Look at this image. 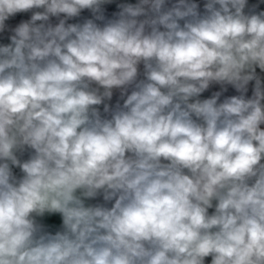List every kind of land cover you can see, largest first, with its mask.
Here are the masks:
<instances>
[{
    "label": "clouds",
    "instance_id": "9594fccd",
    "mask_svg": "<svg viewBox=\"0 0 264 264\" xmlns=\"http://www.w3.org/2000/svg\"><path fill=\"white\" fill-rule=\"evenodd\" d=\"M110 3L0 0V264H264V11Z\"/></svg>",
    "mask_w": 264,
    "mask_h": 264
},
{
    "label": "crops",
    "instance_id": "0c3cea01",
    "mask_svg": "<svg viewBox=\"0 0 264 264\" xmlns=\"http://www.w3.org/2000/svg\"><path fill=\"white\" fill-rule=\"evenodd\" d=\"M136 3L137 0H112V3ZM174 2V0H172ZM196 3L199 4L201 12L203 11V5L205 3V0H195ZM249 7L251 8L253 5H258V8H260V11H264V2L262 0H248ZM31 12H25V13H17L12 17H9L8 20L5 21V28L3 31H0V45H7L11 43L10 37L14 34V29L22 22H26L30 20L31 18ZM106 19H112L115 18L114 14H104ZM92 13L89 10H84L82 11L81 15L79 17L73 18L69 21L68 23H83L84 20L86 19H92ZM39 23V22H38ZM50 23L55 25L58 23V19L55 17H52L50 19ZM97 23H102L101 21H97ZM140 71L141 73L143 72V65L140 66ZM257 75L260 76L262 84H264V72H261L259 69H257ZM140 78H143L142 75ZM255 81L249 82L247 88L248 91L245 93L246 97H249L250 92L254 89ZM226 88V91L222 89V87L218 84H213L209 87L208 90H206L204 93L201 94L200 99H207L210 98L213 93L220 91L221 92V97L220 100L222 101L224 98L233 96V95H240L237 90L231 86V85H226L224 86ZM131 91V88H129V92ZM123 99L121 97V93L119 89H114L113 90V96L111 100H106L105 103H107L110 107V109H115L116 105H123ZM100 112L102 117H110V113H104L103 108L104 105H100ZM31 154V150H26L22 154L17 153L18 157L23 161L27 160ZM13 174L19 178L22 176V173L18 167H13L12 168ZM86 204H105V206L110 207L111 203L108 202L106 203L103 200L102 195L96 197L95 199H90L86 201ZM214 211L213 209H209V213L211 214ZM37 222L43 225L44 230L47 232H50L52 234H55L57 231L62 230V217L59 213H46L43 217H37ZM211 258H206L205 264H210Z\"/></svg>",
    "mask_w": 264,
    "mask_h": 264
},
{
    "label": "built area",
    "instance_id": "2783aa9c",
    "mask_svg": "<svg viewBox=\"0 0 264 264\" xmlns=\"http://www.w3.org/2000/svg\"><path fill=\"white\" fill-rule=\"evenodd\" d=\"M120 4H123V3L116 2V3H110V4L103 5L102 8H103L104 14H114L115 15L116 13L120 11L118 7V5ZM255 10L260 11V8H257ZM253 90L250 92L249 97H251Z\"/></svg>",
    "mask_w": 264,
    "mask_h": 264
},
{
    "label": "trees",
    "instance_id": "16d2710c",
    "mask_svg": "<svg viewBox=\"0 0 264 264\" xmlns=\"http://www.w3.org/2000/svg\"><path fill=\"white\" fill-rule=\"evenodd\" d=\"M100 107V106H99ZM100 109V108H99Z\"/></svg>",
    "mask_w": 264,
    "mask_h": 264
}]
</instances>
